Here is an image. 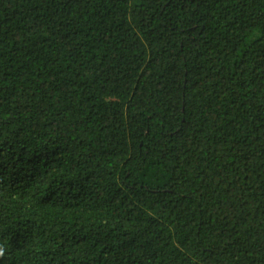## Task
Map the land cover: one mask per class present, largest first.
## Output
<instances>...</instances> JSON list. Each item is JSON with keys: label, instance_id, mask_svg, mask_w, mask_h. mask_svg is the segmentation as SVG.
Masks as SVG:
<instances>
[{"label": "trees", "instance_id": "obj_1", "mask_svg": "<svg viewBox=\"0 0 264 264\" xmlns=\"http://www.w3.org/2000/svg\"><path fill=\"white\" fill-rule=\"evenodd\" d=\"M0 264H264V0H0Z\"/></svg>", "mask_w": 264, "mask_h": 264}, {"label": "clouds", "instance_id": "obj_2", "mask_svg": "<svg viewBox=\"0 0 264 264\" xmlns=\"http://www.w3.org/2000/svg\"><path fill=\"white\" fill-rule=\"evenodd\" d=\"M0 254H2V253H0Z\"/></svg>", "mask_w": 264, "mask_h": 264}]
</instances>
